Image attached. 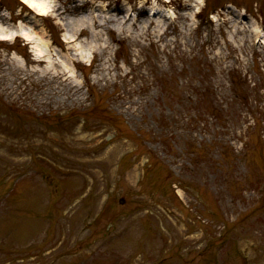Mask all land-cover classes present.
Instances as JSON below:
<instances>
[{"label": "rangeland", "instance_id": "1", "mask_svg": "<svg viewBox=\"0 0 264 264\" xmlns=\"http://www.w3.org/2000/svg\"><path fill=\"white\" fill-rule=\"evenodd\" d=\"M50 1L0 0V264H264V0Z\"/></svg>", "mask_w": 264, "mask_h": 264}, {"label": "bare ground", "instance_id": "2", "mask_svg": "<svg viewBox=\"0 0 264 264\" xmlns=\"http://www.w3.org/2000/svg\"><path fill=\"white\" fill-rule=\"evenodd\" d=\"M22 1L25 4H27L28 6H30L31 8H33L34 10H36L38 13L43 14V15H45L49 11H51L52 7H53L52 1H50V0H28L27 3L25 2V0H22ZM117 11L118 12H116L114 10L113 13L109 16L108 20L117 21L119 23V25L121 26L124 21H119V18H120L119 14L123 13V10L122 9H118ZM83 20H85V19H83ZM90 21L92 22V25L97 27V28H99L101 26L106 28L105 26H103V25H106V23H102L97 16L93 15V17H91ZM71 23L72 22H70V24ZM72 25H73V23H72ZM120 29H121V27H120ZM16 32H19V30L17 29ZM72 32H73V34H72V36L70 38V42L75 41V39H76V37H75L76 30L74 29V27L72 28ZM93 34L96 37L99 36L98 32L94 31ZM24 35H25L24 37H26L28 40H33L34 39L33 36H31V34L24 33Z\"/></svg>", "mask_w": 264, "mask_h": 264}, {"label": "snow or ice", "instance_id": "3", "mask_svg": "<svg viewBox=\"0 0 264 264\" xmlns=\"http://www.w3.org/2000/svg\"><path fill=\"white\" fill-rule=\"evenodd\" d=\"M25 2L27 3V2H28V0H25Z\"/></svg>", "mask_w": 264, "mask_h": 264}, {"label": "clouds", "instance_id": "4", "mask_svg": "<svg viewBox=\"0 0 264 264\" xmlns=\"http://www.w3.org/2000/svg\"><path fill=\"white\" fill-rule=\"evenodd\" d=\"M7 15V13H5Z\"/></svg>", "mask_w": 264, "mask_h": 264}]
</instances>
